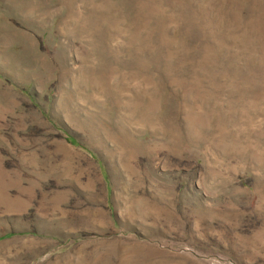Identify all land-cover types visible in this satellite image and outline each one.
Wrapping results in <instances>:
<instances>
[{
    "label": "rangeland",
    "instance_id": "obj_1",
    "mask_svg": "<svg viewBox=\"0 0 264 264\" xmlns=\"http://www.w3.org/2000/svg\"><path fill=\"white\" fill-rule=\"evenodd\" d=\"M0 264H264V0H0Z\"/></svg>",
    "mask_w": 264,
    "mask_h": 264
}]
</instances>
